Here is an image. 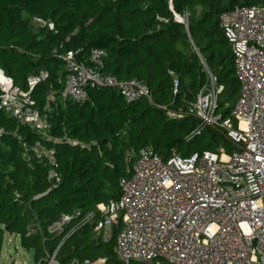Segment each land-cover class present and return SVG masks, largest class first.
Returning <instances> with one entry per match:
<instances>
[{
  "label": "trees",
  "instance_id": "1",
  "mask_svg": "<svg viewBox=\"0 0 264 264\" xmlns=\"http://www.w3.org/2000/svg\"><path fill=\"white\" fill-rule=\"evenodd\" d=\"M236 4L261 6L264 0H0V67L25 90L31 76L48 73L31 96L50 124L42 137L0 107V260L6 234L19 236L36 257L44 245L53 250L60 237L47 234V226L70 213L71 225L80 226L60 247L61 264L73 256L121 264L117 230L104 242L85 217L97 218L99 204L120 198V181L138 152L152 148L166 158L172 150L186 156L237 148L219 125L191 136L199 123L197 94L210 85L203 61L223 85L218 112L230 114L233 107L225 104L240 89L219 20ZM186 15L187 24L181 20ZM93 47L106 52L103 71L121 82H144L151 100L128 102L109 86L89 88L83 103L64 99L65 55L73 52L89 64ZM38 147L53 149L54 163ZM52 169L60 176L57 185L48 177ZM37 226L42 234L31 233Z\"/></svg>",
  "mask_w": 264,
  "mask_h": 264
},
{
  "label": "built area",
  "instance_id": "2",
  "mask_svg": "<svg viewBox=\"0 0 264 264\" xmlns=\"http://www.w3.org/2000/svg\"><path fill=\"white\" fill-rule=\"evenodd\" d=\"M181 20L187 24V15ZM219 20L234 56L239 95L228 116L218 112L223 85L216 83L203 61L210 85L197 94L194 111L199 123L191 136L207 125H219L237 148L230 153L220 147L186 156L172 150L166 158L152 148H142L130 175L120 181V198L99 204L97 218L92 213L85 217L104 242L117 230L115 253L121 264H264V5L236 4L222 11ZM105 55L104 49L91 48L89 64L77 60L73 52L65 55L64 99L83 103L89 88L109 86L119 88L128 102L151 100L144 82L136 78L121 82L103 71ZM47 75L42 71L38 77L31 76L25 90L0 67V107L42 137L50 124L33 107L31 91ZM44 153L53 162L54 150ZM48 177L53 185L60 182L54 169ZM74 217L62 214L50 223L47 234L59 236L60 241L53 250L44 245L42 255L23 264H61L59 249L80 226L71 225ZM36 232L43 233L41 226L31 229ZM105 261L73 256L69 264Z\"/></svg>",
  "mask_w": 264,
  "mask_h": 264
},
{
  "label": "rangeland",
  "instance_id": "3",
  "mask_svg": "<svg viewBox=\"0 0 264 264\" xmlns=\"http://www.w3.org/2000/svg\"><path fill=\"white\" fill-rule=\"evenodd\" d=\"M239 95V90L235 94L233 101L227 102L226 106H231L235 104L237 97ZM225 98V97H224ZM223 98V99H224ZM48 132L44 137H48ZM45 151L44 147H38V154ZM98 221V220H96ZM32 263L34 260V251L32 249H26L22 246L20 237L14 234H6L4 238L2 253H1V264H23L29 261Z\"/></svg>",
  "mask_w": 264,
  "mask_h": 264
},
{
  "label": "bare ground",
  "instance_id": "4",
  "mask_svg": "<svg viewBox=\"0 0 264 264\" xmlns=\"http://www.w3.org/2000/svg\"><path fill=\"white\" fill-rule=\"evenodd\" d=\"M243 126V125H242Z\"/></svg>",
  "mask_w": 264,
  "mask_h": 264
}]
</instances>
